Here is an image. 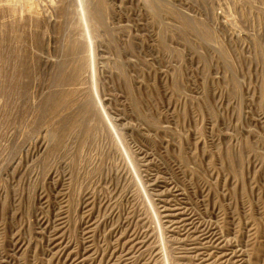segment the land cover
Masks as SVG:
<instances>
[{"label": "rangeland", "instance_id": "obj_1", "mask_svg": "<svg viewBox=\"0 0 264 264\" xmlns=\"http://www.w3.org/2000/svg\"><path fill=\"white\" fill-rule=\"evenodd\" d=\"M0 264H264V0H0Z\"/></svg>", "mask_w": 264, "mask_h": 264}]
</instances>
